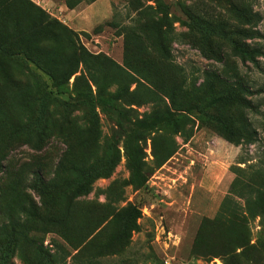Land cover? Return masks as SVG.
<instances>
[{"label":"rangeland","instance_id":"1","mask_svg":"<svg viewBox=\"0 0 264 264\" xmlns=\"http://www.w3.org/2000/svg\"><path fill=\"white\" fill-rule=\"evenodd\" d=\"M187 10L222 62L165 38ZM83 47L108 59L85 93L82 68L56 83ZM206 79L251 106L214 105ZM0 165V264H264V0H0Z\"/></svg>","mask_w":264,"mask_h":264},{"label":"trees","instance_id":"2","mask_svg":"<svg viewBox=\"0 0 264 264\" xmlns=\"http://www.w3.org/2000/svg\"><path fill=\"white\" fill-rule=\"evenodd\" d=\"M247 1H253V0H247ZM252 3V2H251ZM37 10L43 15L40 19V27L39 31L40 33L44 30L52 29L54 33V37H57L59 32H64V29L61 27L60 23L58 21H52L46 13L37 8ZM187 14L190 16V23L188 24V31H182L178 33H174L172 30H167L165 32V38L170 41L175 40L176 38L182 42L187 43L191 47L199 50L201 54L207 58L216 60L218 62L223 61V56L221 53L217 52L208 42L206 45L203 43V41L200 38L205 39H211L213 34H218L216 31L212 30L210 27H208L207 24L200 22L199 19L196 17L195 13L193 11H188ZM243 18L250 23L252 21V15H250V11H247L243 13ZM199 21V22H198ZM71 34V39L74 35V33L69 32ZM240 35L244 36L248 40H254L257 38V35H260V32L256 31L255 33H251L248 31H240ZM53 37V35H52ZM53 37V38H54ZM161 51L164 52L166 55L170 56V50H168L166 47H164L163 42L159 41ZM234 51L236 52L237 56L244 62H251L254 64H257L258 58L262 56V50L258 47H254L250 45L247 42L241 43L236 42L233 46ZM79 57L75 58V56L69 61L68 66L64 69L63 73L59 77V79L56 81L58 85H66L69 83L71 78L75 76L80 68H82L83 75L82 76H76V81L80 78H83L85 82L84 87V93L88 92L90 86L87 80V76H91L94 74H98L102 72L103 65L107 62V56H105L102 53L99 54H93L90 52H87L85 48L81 49L79 51ZM219 76V75H218ZM217 77V81L221 83V78ZM184 81H187L186 78H184ZM206 82L208 84V92L213 100L214 105H228V106H241V107H250L251 103L243 96L245 94H249V91L245 88H242L243 84L238 85L237 87L225 89L226 91L223 92L220 90V88H217L213 80L206 79ZM200 86H203L200 85ZM216 124L219 127L220 132L222 135L229 140L232 143H235L236 145L242 144L243 142L247 141L248 143H252L251 135L250 134H243L240 131H238L231 122L224 118H219L216 121ZM1 167V165H0ZM0 172L2 169H0ZM1 179V177H0ZM1 184V180H0ZM36 188V187H34ZM43 204H41V207ZM32 211L37 212L40 211L41 208L38 207V204L33 202L32 204ZM2 214L1 206H0V216ZM13 237L16 239L18 233L16 232V229H12ZM256 246L259 249L264 248V243L261 241H258L256 243ZM41 255L45 259L46 263L53 264V260L55 258L54 255H50V253L41 250ZM260 260H255V263H259Z\"/></svg>","mask_w":264,"mask_h":264}]
</instances>
